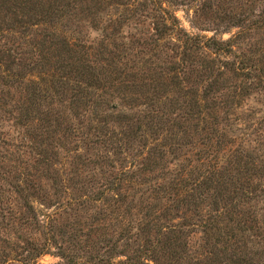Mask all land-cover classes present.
<instances>
[{"label":"rangeland","instance_id":"1","mask_svg":"<svg viewBox=\"0 0 264 264\" xmlns=\"http://www.w3.org/2000/svg\"><path fill=\"white\" fill-rule=\"evenodd\" d=\"M55 34L99 73L87 105L38 64ZM163 226L177 264L228 234L264 264V0H0V264H113Z\"/></svg>","mask_w":264,"mask_h":264},{"label":"trees","instance_id":"2","mask_svg":"<svg viewBox=\"0 0 264 264\" xmlns=\"http://www.w3.org/2000/svg\"><path fill=\"white\" fill-rule=\"evenodd\" d=\"M163 26L167 30H170V28L172 30V27H170V25ZM49 37H53L54 40L50 41V45L48 47L55 48L57 51L52 55L48 56V52L45 50L41 56L42 60L38 63L40 64L39 66H42L45 71H48V68H52L54 70L53 73H60L58 74L60 77H66L69 80H72L73 86H71V95L74 98H77V101H80L81 104L87 105L89 101L85 99L89 98V95L93 91L92 88L102 87L99 82L100 78L99 73L96 71V67L92 65V60H90L88 56H83L82 50L76 48V45H69L68 43H66L65 40L60 39V37L56 34L51 35ZM197 38H199L198 35H186V41L189 43H192L191 41H194V43L196 44L197 40L198 44H203L204 47L214 48L215 46L217 50H220L221 52H231V48L227 46V44H224L222 41H217L212 37H207L204 41H199ZM64 50L70 57H64L62 55V52ZM96 53L98 56L101 55L100 58L105 61L107 67L115 64L113 56L108 58L106 57L105 59V57L102 55L104 54L103 49H100L99 52ZM47 56L54 57V61H49ZM114 68L115 65L114 67H112V71L114 73V81L116 82V86H112H115V89L117 91L118 89H120L121 92L130 90L131 92L135 91V94L137 92H142L141 87L137 88V85H135V83H133V85H129V83L126 82L125 76H123L120 71H114ZM52 83L55 87L62 86L59 83L57 76L52 80ZM215 83L216 81L213 82V84ZM156 87L157 85L154 82L147 83L146 87L144 88L143 94H146L150 88L155 89ZM137 98L138 97H136V99ZM192 101L193 102H187V105L189 106V108H191V110H193V105H196L197 103L196 97L194 98V100L192 99ZM106 141L107 140L105 139L103 142ZM161 157L162 155L160 154V158ZM161 227L162 225L158 226V229H161ZM163 227H165V229L162 230L163 232L158 231L163 237V241L160 242L159 245H144L143 249L138 248L136 250H133L132 254L126 255L125 260H121L113 264H177V260H175L177 254L176 250L180 246L181 234L179 230H176L174 228L166 226ZM225 236L226 240L225 243H222L223 247L217 246V240L216 248L210 249V256L208 259H206L205 262L208 264H249L250 258L247 250V245L246 243H240V240L241 242H245L244 239L242 237H240V240L236 239V236H234V234H228ZM162 252H164V255L166 254L168 256V259H170V261H161ZM61 256L63 258H66V255L62 254ZM93 264L112 263L110 259H108L105 263L93 262Z\"/></svg>","mask_w":264,"mask_h":264}]
</instances>
